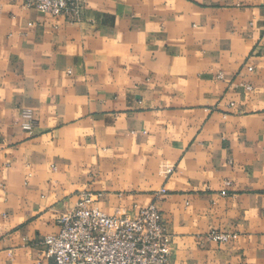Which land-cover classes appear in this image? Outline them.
I'll use <instances>...</instances> for the list:
<instances>
[{
    "label": "crops",
    "instance_id": "obj_1",
    "mask_svg": "<svg viewBox=\"0 0 264 264\" xmlns=\"http://www.w3.org/2000/svg\"><path fill=\"white\" fill-rule=\"evenodd\" d=\"M86 193L160 208L173 264H264L263 0H0V264H51Z\"/></svg>",
    "mask_w": 264,
    "mask_h": 264
},
{
    "label": "built area",
    "instance_id": "obj_2",
    "mask_svg": "<svg viewBox=\"0 0 264 264\" xmlns=\"http://www.w3.org/2000/svg\"><path fill=\"white\" fill-rule=\"evenodd\" d=\"M87 1L21 0L26 9L72 23L82 20ZM23 126L30 132L33 129L32 121ZM225 184L229 187L232 183ZM221 194L227 196L229 192L224 189ZM96 203L94 195H82L73 211L59 219L60 232L42 239L41 245L51 264H173V239L160 208L154 204L136 206L110 215ZM208 237L226 244L238 236L212 231Z\"/></svg>",
    "mask_w": 264,
    "mask_h": 264
}]
</instances>
